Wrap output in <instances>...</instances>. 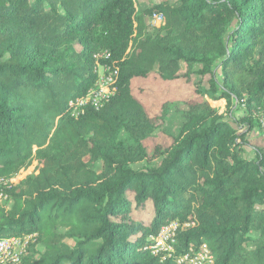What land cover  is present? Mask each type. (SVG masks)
<instances>
[{"label": "trees", "instance_id": "16d2710c", "mask_svg": "<svg viewBox=\"0 0 264 264\" xmlns=\"http://www.w3.org/2000/svg\"><path fill=\"white\" fill-rule=\"evenodd\" d=\"M155 13L158 28L147 23ZM98 65L119 71L116 94L75 116L70 104L95 87ZM155 72L208 77V89L195 87L210 101H190L160 164L134 170L158 124L132 86ZM222 100L246 109L240 123L213 109ZM260 109L264 0L144 11L137 0H0V192L12 204L0 209V241L35 236L29 245L44 250L21 264H177L204 244L215 264H264V149L248 139ZM149 205L151 223L135 220ZM172 223L168 258L151 238Z\"/></svg>", "mask_w": 264, "mask_h": 264}, {"label": "rangeland", "instance_id": "374dc122", "mask_svg": "<svg viewBox=\"0 0 264 264\" xmlns=\"http://www.w3.org/2000/svg\"><path fill=\"white\" fill-rule=\"evenodd\" d=\"M180 0H137L139 4L140 11L155 7L157 5L167 3L170 5H177ZM147 18V23H149ZM201 69V66H196L194 69L195 72H198ZM187 73L186 68L184 67L181 76H184ZM209 78L202 81L198 76H193L190 82L186 78L182 77L173 82H164L158 76V73L155 72L148 79H137L133 82V94L136 99H138L146 108L150 118L155 120L158 124L157 131L152 135V137L145 141V146L149 152V158L147 161L135 165L134 170L144 169L146 167L158 166L165 152L171 147L172 137L176 136L181 128L182 123L185 120V114L188 111V103L190 101H196L203 103L205 101H210L208 96L202 98L196 94L195 85H200L206 89L210 86L208 84ZM213 109L219 112L220 115L224 117L225 120L231 121V115L239 121L244 118L246 114V109L239 106L237 103H234V106H227L225 101L213 102L211 101ZM165 107L167 108V114L165 115ZM232 109V110H231ZM232 111L230 115L229 112ZM255 128L248 135L249 142L252 147H259L264 149V134L262 122L264 121V109H260L255 113L254 118ZM248 126H243V131H246ZM162 150L163 152L157 153L156 151ZM159 150V151H160ZM247 154L250 158H254V153L247 149ZM88 160V159H87ZM45 164L44 161L40 162V166L43 167ZM102 164L97 165V172H101ZM9 200L5 201L2 198L0 199V209H9L11 206ZM154 216V210L149 205L144 211H139L134 213V219L143 222L145 224H150ZM65 232V230H62ZM253 236L259 237V233H255ZM31 242V241H30ZM65 242L74 246V241L72 239H66ZM25 250H21L19 247L11 248L0 260V264H11L13 256L17 255L20 259L24 255H31L33 250L43 251L44 248L42 245L33 246L29 245Z\"/></svg>", "mask_w": 264, "mask_h": 264}, {"label": "built area", "instance_id": "2783aa9c", "mask_svg": "<svg viewBox=\"0 0 264 264\" xmlns=\"http://www.w3.org/2000/svg\"><path fill=\"white\" fill-rule=\"evenodd\" d=\"M149 21L148 24L154 28L164 25V17L158 13H155ZM103 58L107 59L109 58V55H100L97 57V60ZM96 71L98 74V80L95 87L90 90L85 97H81L70 104L74 109L73 115L75 116L83 113L84 108L88 105L96 110H100L116 94V83L119 71L109 65H98ZM262 126V132L264 134V121L262 122ZM3 185L8 186V182H4ZM1 198L5 201L8 200L3 192H0V199ZM179 229L180 226L178 223H172L163 227L158 236L151 238V241L154 243L152 246L154 253H164L167 254L168 258H171L175 253V245ZM34 237V235H31L23 238L14 237L1 240L0 260L11 248L19 247L21 250L27 249V246L31 243L30 241L34 240ZM11 261V264H21V259L17 255L13 256ZM177 264H215V258L207 245L204 244L200 247L191 245L187 252L177 258Z\"/></svg>", "mask_w": 264, "mask_h": 264}]
</instances>
